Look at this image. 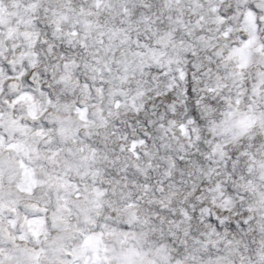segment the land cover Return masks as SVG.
<instances>
[{"label": "snow or ice", "instance_id": "obj_1", "mask_svg": "<svg viewBox=\"0 0 264 264\" xmlns=\"http://www.w3.org/2000/svg\"><path fill=\"white\" fill-rule=\"evenodd\" d=\"M0 264H264V0H0Z\"/></svg>", "mask_w": 264, "mask_h": 264}]
</instances>
